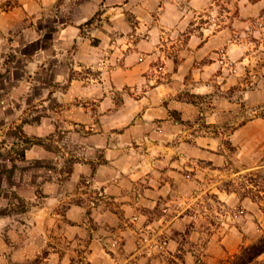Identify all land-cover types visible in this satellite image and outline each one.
Listing matches in <instances>:
<instances>
[{
  "label": "crops",
  "instance_id": "crops-1",
  "mask_svg": "<svg viewBox=\"0 0 264 264\" xmlns=\"http://www.w3.org/2000/svg\"><path fill=\"white\" fill-rule=\"evenodd\" d=\"M22 144L0 264L233 263L264 226L238 187L264 181V0H0V146Z\"/></svg>",
  "mask_w": 264,
  "mask_h": 264
},
{
  "label": "rangeland",
  "instance_id": "rangeland-1",
  "mask_svg": "<svg viewBox=\"0 0 264 264\" xmlns=\"http://www.w3.org/2000/svg\"><path fill=\"white\" fill-rule=\"evenodd\" d=\"M189 4L187 3H184V6H188ZM213 8V7H212ZM215 11V14H218L217 11L221 10V8H218V7H215L214 8ZM100 12H98L99 14ZM97 15L94 17V19H96ZM213 23H217L218 24V18L216 15L213 16V19H212ZM250 23V22H249ZM259 25V23H257ZM237 34L233 35L232 36V39L235 40L237 39ZM27 140V139H25ZM40 140L37 139V137H30L28 139V144H32V143H35V142H39ZM26 144H22V145H19L17 146L16 148L15 147H5V148H2V146H0V158L1 159H4V160H7V159H12V158H22L24 156V149L23 147H25ZM5 174L7 173V170H4L3 171ZM255 173H253V171L250 172V179H249V183L248 181H241L239 182L238 184V187L239 189L241 190V192H244V193H250V195L254 198V199H258V200H264V181L262 180V178H260V175H256L254 176ZM0 193H1V190H0ZM2 196V195H0ZM17 206H19L20 208L22 207V203L21 202H16ZM10 206H12V203L9 202V200L7 198H3L0 200V215L1 214H6L7 211H9V208ZM262 230L260 231L259 235L257 236V238L264 232V226H261ZM150 236H152L150 234ZM256 238V239H257ZM255 239V240H256ZM254 240V241H255ZM253 241V242H254ZM147 243V242H146ZM252 243V242H250ZM250 243H247L245 245H248ZM151 245L154 246L152 244V242L150 243H147L146 247L151 248ZM243 245V246H245ZM155 247V246H154ZM156 248V247H155ZM158 249H162V248H159L157 247ZM86 251L83 252V255L81 253V251H78L77 253V259H78V264H88L86 262V260L84 259L86 257V254L84 255ZM5 264H10L8 262H6Z\"/></svg>",
  "mask_w": 264,
  "mask_h": 264
},
{
  "label": "trees",
  "instance_id": "trees-1",
  "mask_svg": "<svg viewBox=\"0 0 264 264\" xmlns=\"http://www.w3.org/2000/svg\"><path fill=\"white\" fill-rule=\"evenodd\" d=\"M94 21V18L87 23ZM230 264H264V232L252 243L242 246L240 253Z\"/></svg>",
  "mask_w": 264,
  "mask_h": 264
},
{
  "label": "built area",
  "instance_id": "built-area-1",
  "mask_svg": "<svg viewBox=\"0 0 264 264\" xmlns=\"http://www.w3.org/2000/svg\"><path fill=\"white\" fill-rule=\"evenodd\" d=\"M223 57H222V59H221V61L225 64V65H228V66H230V68H232V71H234V72H236L237 70H236V68L235 67H233V65H232V63L230 62V60H229V58H228V56H227V54L225 53V51H223ZM136 218V217H135ZM143 239V241H145V242H148V243H150V242H152V244L155 246V247H159V248H163L164 246H166L167 245V239L166 238H159V237H152V236H147V237H143L142 238ZM116 242V241H115ZM114 242V243H115Z\"/></svg>",
  "mask_w": 264,
  "mask_h": 264
}]
</instances>
